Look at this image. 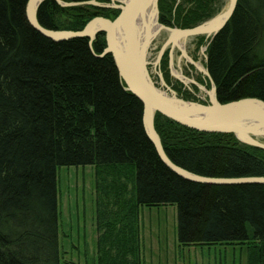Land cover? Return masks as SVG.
Listing matches in <instances>:
<instances>
[{"label":"trees","instance_id":"obj_1","mask_svg":"<svg viewBox=\"0 0 264 264\" xmlns=\"http://www.w3.org/2000/svg\"><path fill=\"white\" fill-rule=\"evenodd\" d=\"M183 1L160 0V22L189 28L212 14L209 0ZM27 3L0 0V264H61L57 169L69 165L95 166L96 264H143L140 207L165 204L177 206L180 245L243 244L247 264H264V183H201L172 171L145 132L141 100L113 55H101L106 33L92 44L54 40L29 22ZM119 13L45 0L37 16L46 28L81 30ZM206 55L221 102L264 100V0H238ZM155 126L171 160L192 172L264 176V149L233 133L161 113Z\"/></svg>","mask_w":264,"mask_h":264},{"label":"water","instance_id":"obj_2","mask_svg":"<svg viewBox=\"0 0 264 264\" xmlns=\"http://www.w3.org/2000/svg\"><path fill=\"white\" fill-rule=\"evenodd\" d=\"M45 0H28L27 17L29 22L42 34L54 40H66L76 37H88L90 44L101 32L106 33L107 46L101 53H111L115 59L119 74L143 104L142 120L146 134L154 144L160 159L178 175L201 183L240 184L264 183V176L246 177H210L192 172L171 160L162 144L155 126V117L161 113L187 127L219 133H233L243 143L264 149V100L257 97H244L221 102L217 97V87L209 71L206 73L213 82L210 102L207 104L185 100L179 97L164 80L158 86L149 71L148 53L153 40L163 31L170 32L160 56L169 44L178 45L182 50L188 37L209 35L212 40L223 29L233 15L238 0H229L226 9L220 14L189 28L167 26L159 21L160 0H120L121 5H106L120 9V13L110 19L104 16L92 18L81 30H60L44 27L38 20V9ZM62 6L81 4H104L97 0L64 1L56 0ZM115 1V0H113ZM150 15L159 27L153 30L145 18ZM186 54V53H185ZM180 79H189L177 74Z\"/></svg>","mask_w":264,"mask_h":264},{"label":"rangeland","instance_id":"obj_3","mask_svg":"<svg viewBox=\"0 0 264 264\" xmlns=\"http://www.w3.org/2000/svg\"><path fill=\"white\" fill-rule=\"evenodd\" d=\"M175 1V5L185 3L183 0ZM228 2L229 0H209L204 7L213 11L207 20L223 12ZM109 3L113 5L111 1ZM167 31H161L149 49V71L153 80L165 89L161 79L163 76L179 97L209 103L214 85L206 75L205 60L211 36L197 35L185 40L187 53L197 66L186 60L175 45L164 53H171L170 56H162V60L157 58L162 45L169 38L170 33ZM178 72H183L189 81H196L197 84L180 79ZM57 179L61 264H96L98 233L95 166H60ZM140 223L143 264H247V245H180L177 238L176 204L141 206Z\"/></svg>","mask_w":264,"mask_h":264},{"label":"flooded vegetation","instance_id":"obj_4","mask_svg":"<svg viewBox=\"0 0 264 264\" xmlns=\"http://www.w3.org/2000/svg\"><path fill=\"white\" fill-rule=\"evenodd\" d=\"M87 1H90V0H87ZM110 1L112 2V4H117V5H121V4H122V2H121V1H118V0H115V1L110 0ZM110 1H108V2L98 1V2L104 4V5H102L101 7H112V6H106V5H110V3H109ZM116 1H117V2H116ZM79 2H82V1H79ZM108 3H109V4H108ZM84 5H86V4H84ZM93 5H94V4H93ZM113 8H116V7H113ZM117 9H119V8H117ZM159 19H160V17H159ZM165 25H166V24H165ZM167 26H170V25H167ZM171 27H175V26H171ZM179 28H180V27H179ZM167 32L170 33L169 31H167ZM168 37H169V35H168ZM193 37H194V36H193ZM188 38H189V37H188ZM188 38H187V39H188ZM185 40H186V39H185ZM166 41H167V40H166ZM166 41H165V42H166ZM165 42H164V43H165ZM185 42H186V41H184V46H183V48L185 49L184 51H183L182 48H180L178 45L175 44V46H176L178 49L181 50L182 54L184 55L183 57H184L186 60H188L189 62L191 61L192 64L198 66V64H196V62L193 61V60L191 59V57H189V55H188V53H187V50H186L187 47H186V43H185ZM163 45H164V44H163ZM163 45H162V47H163ZM172 45H173L172 43L169 44V45L165 48L163 54L166 52V50H167L168 48L172 47ZM162 47H161V49H162ZM161 49H160V51H161ZM160 51H159V52H160ZM185 53H186V54H185ZM163 54H162L161 56L158 55L157 58L162 60V59H163L162 56L165 57L166 55H167V56H170V55H171V53H170V54H169V53H166V54H164V55H163ZM171 58H172V56H171ZM191 62H190V63H191ZM170 63H171V60H170ZM205 65H206V60H205ZM197 66H196V67H197ZM170 68H171V64H170ZM206 69L209 71L207 65H206ZM181 73H182V74H181ZM181 73L178 72V74H180L181 76H184V77L186 76L183 72H181ZM209 73H210V71H209ZM175 75H176V74H175ZM206 75H207V77L210 78V76H209L207 73H206ZM210 75H211V74H210ZM185 78H186V77H185ZM210 79H211V78H210ZM190 81H191L192 83H194V84H197L196 81H193V80H190ZM190 81H189V82H190ZM216 87H217V86H216Z\"/></svg>","mask_w":264,"mask_h":264},{"label":"bare ground","instance_id":"obj_5","mask_svg":"<svg viewBox=\"0 0 264 264\" xmlns=\"http://www.w3.org/2000/svg\"><path fill=\"white\" fill-rule=\"evenodd\" d=\"M145 20H146V22H150L151 23L150 25L153 28V30H156L159 27L158 23H156L155 19L152 18L150 15H147L146 18H145ZM140 220H141V207H140Z\"/></svg>","mask_w":264,"mask_h":264}]
</instances>
